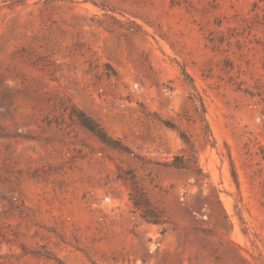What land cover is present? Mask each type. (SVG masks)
<instances>
[{"label":"rangeland","instance_id":"1","mask_svg":"<svg viewBox=\"0 0 264 264\" xmlns=\"http://www.w3.org/2000/svg\"><path fill=\"white\" fill-rule=\"evenodd\" d=\"M178 130L209 181L164 165L185 147ZM118 166L164 232L132 209ZM259 261L264 0H0V264Z\"/></svg>","mask_w":264,"mask_h":264},{"label":"trees","instance_id":"2","mask_svg":"<svg viewBox=\"0 0 264 264\" xmlns=\"http://www.w3.org/2000/svg\"><path fill=\"white\" fill-rule=\"evenodd\" d=\"M184 75L190 82V76L186 72ZM189 98L193 102L194 109L198 114L200 122L202 123L205 130L204 139L206 143H210L212 145L213 137L205 118L204 103L201 96L196 92L192 84ZM68 115L72 117L83 129L96 137L101 143L120 151H126L124 146L121 145L120 141L111 137L96 119L85 113L80 108L76 107L73 103L69 105ZM168 125H171V127L175 128V126L172 124ZM178 133L185 147L182 152L173 154L164 165L176 170L188 171L201 181H209L208 174L199 165L198 152L194 144L184 131L178 130ZM116 177L120 179L126 186L128 201L131 204L132 209L136 211L139 217L145 222L162 226L161 232H164V225L169 223V220L164 215L163 211L157 207L147 196L134 172L130 168L118 166L116 169ZM232 177L234 183L237 185V178L233 168ZM259 264H264V261H259Z\"/></svg>","mask_w":264,"mask_h":264}]
</instances>
